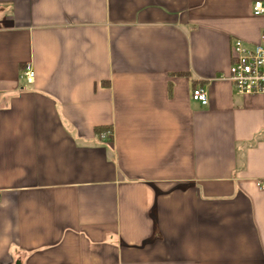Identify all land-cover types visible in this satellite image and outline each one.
Returning <instances> with one entry per match:
<instances>
[{
    "label": "crops",
    "instance_id": "crops-1",
    "mask_svg": "<svg viewBox=\"0 0 264 264\" xmlns=\"http://www.w3.org/2000/svg\"><path fill=\"white\" fill-rule=\"evenodd\" d=\"M256 2L0 0V264H264Z\"/></svg>",
    "mask_w": 264,
    "mask_h": 264
},
{
    "label": "built area",
    "instance_id": "built-area-1",
    "mask_svg": "<svg viewBox=\"0 0 264 264\" xmlns=\"http://www.w3.org/2000/svg\"><path fill=\"white\" fill-rule=\"evenodd\" d=\"M255 16L264 15L262 2H256L253 7ZM261 40L264 42V34ZM232 65L230 67L228 80L233 85L235 92L241 96H257L263 100L264 105V46L257 45L249 50L243 41L236 40L232 45ZM24 76L28 82L35 78L34 71L27 66ZM193 100L202 106H208L209 96L203 88L193 91Z\"/></svg>",
    "mask_w": 264,
    "mask_h": 264
},
{
    "label": "trees",
    "instance_id": "trees-1",
    "mask_svg": "<svg viewBox=\"0 0 264 264\" xmlns=\"http://www.w3.org/2000/svg\"><path fill=\"white\" fill-rule=\"evenodd\" d=\"M105 131H109V129H101V128H98V129H96V132H97V134H99V135H101L103 132H105Z\"/></svg>",
    "mask_w": 264,
    "mask_h": 264
},
{
    "label": "water",
    "instance_id": "water-1",
    "mask_svg": "<svg viewBox=\"0 0 264 264\" xmlns=\"http://www.w3.org/2000/svg\"><path fill=\"white\" fill-rule=\"evenodd\" d=\"M16 264H21L20 262H17Z\"/></svg>",
    "mask_w": 264,
    "mask_h": 264
}]
</instances>
